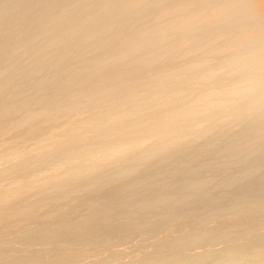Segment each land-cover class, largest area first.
I'll return each mask as SVG.
<instances>
[{"label": "bare ground", "instance_id": "6f19581e", "mask_svg": "<svg viewBox=\"0 0 264 264\" xmlns=\"http://www.w3.org/2000/svg\"><path fill=\"white\" fill-rule=\"evenodd\" d=\"M0 264H264L259 0H0Z\"/></svg>", "mask_w": 264, "mask_h": 264}, {"label": "snow or ice", "instance_id": "6c2138e0", "mask_svg": "<svg viewBox=\"0 0 264 264\" xmlns=\"http://www.w3.org/2000/svg\"><path fill=\"white\" fill-rule=\"evenodd\" d=\"M259 3L262 7H264V0H259Z\"/></svg>", "mask_w": 264, "mask_h": 264}]
</instances>
